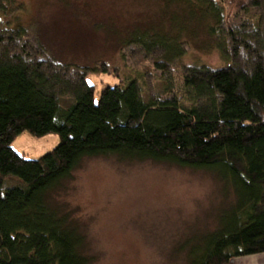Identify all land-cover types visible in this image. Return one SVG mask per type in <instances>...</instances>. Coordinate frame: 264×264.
Segmentation results:
<instances>
[{"label": "trees", "instance_id": "obj_1", "mask_svg": "<svg viewBox=\"0 0 264 264\" xmlns=\"http://www.w3.org/2000/svg\"><path fill=\"white\" fill-rule=\"evenodd\" d=\"M165 1L184 9L183 16H173L176 33L138 29L128 38L147 49L161 46L162 59L155 66L162 71L183 55L180 35L188 22L197 16L207 20L206 30L213 36L223 17L211 0ZM256 20L254 30L260 31L264 21ZM261 36L257 50L244 41L249 54L255 52L247 67L189 66L182 76L187 103L176 96L144 98L136 77L105 85L95 96L94 84L83 74L71 84L26 52L2 56L0 264H89L83 236L50 203V195L83 158L109 154L210 169L232 188L235 201L221 213L217 227L189 240L188 264H229L264 253ZM63 95L70 97L66 105ZM24 131L36 137L56 133L59 143L39 158L27 159L11 146Z\"/></svg>", "mask_w": 264, "mask_h": 264}, {"label": "rangeland", "instance_id": "obj_2", "mask_svg": "<svg viewBox=\"0 0 264 264\" xmlns=\"http://www.w3.org/2000/svg\"><path fill=\"white\" fill-rule=\"evenodd\" d=\"M164 1L0 0V58L26 52L71 84L83 74L95 96L105 85L136 77L144 98L176 96L186 103L182 76L189 66L247 67L254 61L244 41L259 48L264 26L254 28L257 18L264 21V0H211L223 10L218 33L210 36L209 22L197 16L181 29L183 55L158 69L161 46L147 49L128 38L138 29L176 33L173 16L184 9ZM60 98L63 105L70 101ZM58 143L56 133L24 131L11 146L37 159ZM234 201L232 188L213 170L116 154L83 158L50 195L83 236L89 264H188L189 240L214 230Z\"/></svg>", "mask_w": 264, "mask_h": 264}, {"label": "crops", "instance_id": "obj_3", "mask_svg": "<svg viewBox=\"0 0 264 264\" xmlns=\"http://www.w3.org/2000/svg\"><path fill=\"white\" fill-rule=\"evenodd\" d=\"M229 264H264V253L237 257L232 259Z\"/></svg>", "mask_w": 264, "mask_h": 264}]
</instances>
